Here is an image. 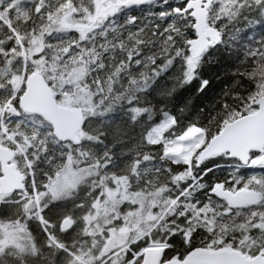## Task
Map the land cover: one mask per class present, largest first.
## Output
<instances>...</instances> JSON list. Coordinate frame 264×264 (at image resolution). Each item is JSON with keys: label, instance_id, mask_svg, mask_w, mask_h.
<instances>
[{"label": "trees", "instance_id": "1", "mask_svg": "<svg viewBox=\"0 0 264 264\" xmlns=\"http://www.w3.org/2000/svg\"><path fill=\"white\" fill-rule=\"evenodd\" d=\"M179 3L0 0V146L15 151L25 175L22 192L0 196V264H101L107 257L102 264H125L151 243L167 245L162 261L181 260L199 248L232 247L249 255L264 250V168L225 159L226 153L204 160L214 170L199 180L203 173L193 165L226 123L254 112L255 100L264 96V0H215L208 24L219 29L220 41L201 55L211 86L202 95H186L175 108L167 90L179 87L181 62L158 85L157 62L179 56L193 66L201 63L190 51L185 57L182 45L195 33L193 20L174 11ZM32 72L44 76L60 104L83 109L77 145L57 141L50 124L21 110L19 96ZM162 122L167 127L158 139L153 130ZM193 127L202 133L188 163L164 153L163 143ZM67 165L85 176L71 195L51 199L48 185ZM121 179L130 192L158 198L151 207L155 218L145 220L147 211L138 218L130 215L132 204L107 200L113 180ZM212 185L248 190L254 202L232 209ZM33 189L36 198L30 197ZM94 207L99 219L113 214L100 231L96 219L86 221ZM65 217L74 224L62 232ZM181 228L183 243L178 238L169 244ZM17 229L31 239V250L23 254L1 245H11Z\"/></svg>", "mask_w": 264, "mask_h": 264}, {"label": "water", "instance_id": "2", "mask_svg": "<svg viewBox=\"0 0 264 264\" xmlns=\"http://www.w3.org/2000/svg\"><path fill=\"white\" fill-rule=\"evenodd\" d=\"M152 0H126L129 4H142ZM213 0H190L187 10L194 19L193 29L196 37L188 42L189 50L195 57L202 55L212 43L220 40L219 32L208 26V7ZM185 12V11H184ZM19 104L26 113L43 117L53 128L54 136L61 142L79 143L78 133L81 130L84 113L81 108H69L60 105L44 77L38 72L31 73L25 82V90L19 97ZM255 112L244 115L225 124L222 130L213 137L200 151L198 164L210 156L227 153L241 162H247L249 153L264 147V96L258 97ZM14 154L8 148L0 146V195H7L23 189L24 176L11 162ZM264 168V152L258 161ZM212 193L226 201L232 208H241L252 203L249 191L240 189L230 192L215 186ZM73 226V220L64 218L60 223L61 231ZM163 247L150 245L144 248L139 264H264V254L247 256L234 248L196 249L182 260L161 262Z\"/></svg>", "mask_w": 264, "mask_h": 264}, {"label": "rangeland", "instance_id": "3", "mask_svg": "<svg viewBox=\"0 0 264 264\" xmlns=\"http://www.w3.org/2000/svg\"><path fill=\"white\" fill-rule=\"evenodd\" d=\"M119 3H124V0H118ZM121 1V2H120ZM166 127V123H162L160 126H158L155 130V132L160 133L161 129ZM200 135L201 133L195 129V128H190L187 130L184 134L178 136L175 138L173 142H171L168 145H165V152L172 156L175 160L183 161V162H188L189 154L200 144ZM84 174L79 171L74 169L71 165H67L66 168H64L61 173L48 185V192L51 195V199L57 198L60 196V194L66 195L68 194L71 195L73 189L77 186V184L81 181L82 178H84ZM125 180H113L112 185L110 186L111 188L108 190V195H107V200H113V198L119 199V202L122 203H127L128 205H133L132 209L134 208V212H132L130 215H136L138 218L142 216L144 212L146 214L144 215L145 220H151L155 218L157 212H152L151 207L152 205H156L159 200L155 196H150V201L146 199L144 196H140L136 192H130L128 190V187L125 186L124 183ZM122 186V187H121ZM121 187V188H120ZM98 190L97 192H99ZM66 196V197H68ZM252 198L254 201V195L252 194ZM156 203V204H155ZM106 206L108 205L105 203ZM119 204V203H118ZM159 204V203H158ZM91 215L86 217L87 223H90V220L96 219V225H95V230L100 231L101 226L103 225H108L109 221H111V218L113 217V214H107L103 217V219H99L97 217L96 208H92L91 210ZM39 217H42L41 212H38ZM124 217H118L115 219L122 220ZM159 219V218H158ZM106 221V223H104ZM108 226H105L107 228ZM110 233L116 232L118 235H125L124 232H120L119 230H111L109 229ZM112 231V232H111ZM3 233V232H2ZM11 235L9 237L12 238L13 242L11 245H7L5 241H1V245L4 247H9L10 249L15 248V252H21L20 254L25 253L27 250H31V239L30 236L27 232L24 230H16L13 231V233H10ZM115 234V235H117ZM112 235V236H115ZM4 238V235H3ZM5 239V238H4ZM106 247V246H105ZM124 248H127V246H124ZM8 249V248H6ZM4 250V249H3ZM106 250V248L104 249ZM141 251V250H140ZM18 252V253H19ZM264 253V250H263ZM139 256V252L134 254V259H137ZM77 260L82 262L79 257Z\"/></svg>", "mask_w": 264, "mask_h": 264}, {"label": "snow or ice", "instance_id": "4", "mask_svg": "<svg viewBox=\"0 0 264 264\" xmlns=\"http://www.w3.org/2000/svg\"><path fill=\"white\" fill-rule=\"evenodd\" d=\"M167 2V0H165ZM187 4L188 0H180L179 7L175 9L176 13L184 12L187 10ZM162 18H166L163 17ZM219 30V29H217ZM165 35H171V32H165ZM221 34V38H222ZM173 39H176V37H173ZM175 46V45H174ZM184 48L185 57L189 56V45H182ZM219 45H213L209 48V52L211 51L212 47H218ZM204 57L201 56L200 64H197L196 66H193L192 61L189 60L188 62H182V58L177 56L174 60L169 61L167 64L164 63L163 58H161L159 63L161 65L160 69L158 70V74L156 77L155 84H160V82L165 81L167 82V78L171 77L173 75V70L175 69L177 62H181L182 66V72L179 73L180 79L175 82L176 85H179V87L173 86L171 89L167 90L171 92L172 95V101L174 103L175 108H179V105L184 102L186 95H195L196 93H200L201 95L204 94L209 87L211 86V80L207 78V76L204 75L202 71V62ZM155 67V65H154ZM163 103V101H161ZM255 108H259V105H254ZM225 159H233L231 156L225 155ZM216 156H210L209 160H216ZM194 167H198L201 169L203 175L197 177L199 180H203L204 177L207 176L209 172H212L214 170L213 167H208V161H202L199 165L196 164L195 160L193 161ZM232 165H228V167H231ZM187 167V165H185ZM215 167H225V165L217 163ZM193 176H196V173H193ZM207 186V185H205ZM212 187H215V185H212ZM184 223H187V220H184ZM198 234V233H197ZM182 228L180 232L173 233V235L169 239V244H174L175 241L179 238L180 242L183 243L182 238ZM259 254V252H258ZM134 255V253L132 254Z\"/></svg>", "mask_w": 264, "mask_h": 264}, {"label": "flooded vegetation", "instance_id": "5", "mask_svg": "<svg viewBox=\"0 0 264 264\" xmlns=\"http://www.w3.org/2000/svg\"><path fill=\"white\" fill-rule=\"evenodd\" d=\"M190 0H188V2H189ZM179 7V6H178ZM177 7H175L174 8V11H175V9H176ZM190 13H191V11H186V12H180V13H177V14H180V15H183V16H187V17H191L190 16Z\"/></svg>", "mask_w": 264, "mask_h": 264}, {"label": "bare ground", "instance_id": "6", "mask_svg": "<svg viewBox=\"0 0 264 264\" xmlns=\"http://www.w3.org/2000/svg\"><path fill=\"white\" fill-rule=\"evenodd\" d=\"M193 39H194V38H193ZM191 40H192V39H191ZM189 41H190V40H189ZM189 41H188V42H189Z\"/></svg>", "mask_w": 264, "mask_h": 264}]
</instances>
